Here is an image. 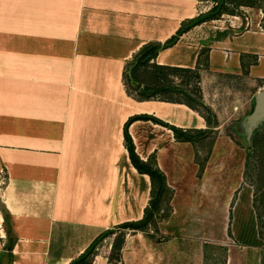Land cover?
Wrapping results in <instances>:
<instances>
[{
  "label": "crops",
  "instance_id": "1",
  "mask_svg": "<svg viewBox=\"0 0 264 264\" xmlns=\"http://www.w3.org/2000/svg\"><path fill=\"white\" fill-rule=\"evenodd\" d=\"M204 2L0 0V253L7 210L11 264H69L104 229L143 218L151 178L129 157L130 117L134 150L163 172L174 211L157 232L126 228L114 262L98 254L95 260L264 264L251 210L234 233L231 211L209 206L223 165L194 160L187 141L148 117L190 130L221 128L208 114L216 113L212 92L229 76L264 79V29L241 27L223 12L158 50L156 63L199 73L206 113L184 102L138 100L124 83L140 47L170 38L205 12Z\"/></svg>",
  "mask_w": 264,
  "mask_h": 264
},
{
  "label": "rangeland",
  "instance_id": "2",
  "mask_svg": "<svg viewBox=\"0 0 264 264\" xmlns=\"http://www.w3.org/2000/svg\"><path fill=\"white\" fill-rule=\"evenodd\" d=\"M204 4L207 11L216 4V0H205ZM224 9L227 11L224 12L225 14L236 15L237 19L241 20V27L264 29V0H224ZM225 18L228 17L225 16ZM178 72L185 71L173 72L171 76L174 80H180ZM199 79L200 75L196 71L186 84L192 91L193 98L200 97ZM224 79L223 87L212 92L214 94L212 101L216 102V113L206 109L203 104H198L204 113L209 111V116H213V126L219 123L222 127L209 128L201 135L191 131L196 137L188 140L186 146L192 150L190 157L199 163L203 164L206 160H211L214 169L223 165V172L213 175V183L210 184L212 198L208 200L209 206L231 211L230 219L234 233H237L238 224L247 220L250 209L252 218L257 224L259 240L264 246V117L253 126L250 132L247 130L245 121L246 115L252 110L254 94L258 87L264 86V79L254 80L245 74ZM127 87L134 92L129 82ZM234 105L238 107L234 108ZM183 157H185L184 154H182ZM172 193L171 188L163 192L158 208H151L152 218L146 225V232H157L159 222L170 219L174 211L171 204ZM113 231L97 243L94 254L91 255L92 264L102 263L95 260V254L107 256L113 262L115 257H118V253L112 248V243L119 228ZM125 231L128 230L125 229ZM231 231L229 230V234H232ZM5 241L7 242L6 235ZM9 260L10 256L6 253L2 256L0 264H9Z\"/></svg>",
  "mask_w": 264,
  "mask_h": 264
},
{
  "label": "trees",
  "instance_id": "3",
  "mask_svg": "<svg viewBox=\"0 0 264 264\" xmlns=\"http://www.w3.org/2000/svg\"><path fill=\"white\" fill-rule=\"evenodd\" d=\"M223 12H227L224 9V0H216L215 5L211 6L207 11L199 13L196 17L188 20L187 22H184L177 29L176 33L164 42H148L140 47V49L132 56V59L127 63L126 68L123 72L124 83L126 85L127 92L138 100L159 98L162 100L184 102L192 107H197L198 104H202L200 97L193 98L192 91L186 85L189 83L190 76L192 74H195L196 71H194L193 69H182L176 66L159 64L154 61V57L160 48L174 43L178 35L187 27L202 21L217 18ZM180 70H183L185 72H178L177 74L180 80H174V78H172L171 76L172 73ZM127 82L132 85L134 92H131L130 89H128ZM192 100L195 101V103ZM148 117L172 129L174 132V136L182 141L192 140L196 137V135L192 134L191 131L198 132L197 135L204 134L205 132L198 129H184L169 124L168 122H165L164 120L152 115H148ZM130 119L131 117L126 121L124 129L126 147L128 149L129 157L133 165L139 171L147 172L150 175L151 198L149 201V205L144 210L143 218L138 220L125 221L101 231L77 257L69 262V264H92L91 255L94 254L97 243L104 236L114 232L113 230L115 228H119V232L115 235L114 241L112 243V248L118 253L124 239L125 229L135 228L146 232V225L152 218L153 211L151 210V208H158L159 201L161 200V194L166 190H170V187L165 181L163 172L158 168H153L152 166H150L135 152L131 137L127 131V124ZM2 212L7 242L5 241L3 244V248L0 253V263L2 256L7 253L10 256L9 264H11L13 256L12 247L15 242V235L12 231L10 223V213L7 210H3ZM244 241L249 242L248 239Z\"/></svg>",
  "mask_w": 264,
  "mask_h": 264
},
{
  "label": "water",
  "instance_id": "4",
  "mask_svg": "<svg viewBox=\"0 0 264 264\" xmlns=\"http://www.w3.org/2000/svg\"><path fill=\"white\" fill-rule=\"evenodd\" d=\"M264 117V86L254 94L252 110L246 115L247 130L250 132L253 126Z\"/></svg>",
  "mask_w": 264,
  "mask_h": 264
},
{
  "label": "built area",
  "instance_id": "5",
  "mask_svg": "<svg viewBox=\"0 0 264 264\" xmlns=\"http://www.w3.org/2000/svg\"><path fill=\"white\" fill-rule=\"evenodd\" d=\"M3 183V181L2 180H0V185Z\"/></svg>",
  "mask_w": 264,
  "mask_h": 264
}]
</instances>
